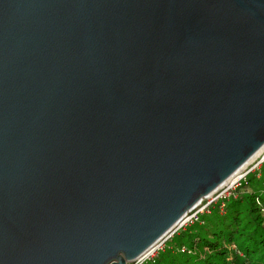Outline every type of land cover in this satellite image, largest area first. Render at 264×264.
I'll list each match as a JSON object with an SVG mask.
<instances>
[{
	"label": "water",
	"instance_id": "obj_1",
	"mask_svg": "<svg viewBox=\"0 0 264 264\" xmlns=\"http://www.w3.org/2000/svg\"><path fill=\"white\" fill-rule=\"evenodd\" d=\"M264 146V0H0V264H127Z\"/></svg>",
	"mask_w": 264,
	"mask_h": 264
},
{
	"label": "trees",
	"instance_id": "obj_2",
	"mask_svg": "<svg viewBox=\"0 0 264 264\" xmlns=\"http://www.w3.org/2000/svg\"><path fill=\"white\" fill-rule=\"evenodd\" d=\"M253 174L224 201L222 211L220 204L210 207L168 238L147 264H264V177Z\"/></svg>",
	"mask_w": 264,
	"mask_h": 264
},
{
	"label": "built area",
	"instance_id": "obj_3",
	"mask_svg": "<svg viewBox=\"0 0 264 264\" xmlns=\"http://www.w3.org/2000/svg\"><path fill=\"white\" fill-rule=\"evenodd\" d=\"M254 163H248L245 165L239 172V175L236 177L235 181L232 180L228 183L221 185L216 191L210 194L206 199V202L202 204L205 199H203L195 208H193L188 214H186L182 220L177 224V226L161 240H159L146 254L138 257L134 261L128 262L127 264H147V262L153 260L156 253L159 250H162L165 244V241L170 238L175 232L179 229L186 227L187 225L192 224L194 221L198 220L199 215L204 212H209L210 207L220 204V211L223 210L224 201L231 195L236 187L244 181L249 173L256 172L258 177L262 176L261 168L264 165V146L257 156L253 158ZM251 164V165H250ZM250 167L248 168V166ZM181 251L187 252L188 250L185 247L181 248Z\"/></svg>",
	"mask_w": 264,
	"mask_h": 264
},
{
	"label": "bare ground",
	"instance_id": "obj_4",
	"mask_svg": "<svg viewBox=\"0 0 264 264\" xmlns=\"http://www.w3.org/2000/svg\"><path fill=\"white\" fill-rule=\"evenodd\" d=\"M261 150H262V148H261L259 151H257V153H255V155H254L253 157H251V159H250L246 164H244L243 167H244L245 165H247L251 160H253V158H254L255 156H257ZM243 167H241V168H240L238 171H236L232 176H230V177L225 181V183H228V182H230V181H232V180L235 181L236 177L239 175V172H240V170H241ZM151 248H152V247H151ZM151 248H149V249L147 250V252H148L149 250H151ZM147 252H146V253H147ZM146 253H145V254H146Z\"/></svg>",
	"mask_w": 264,
	"mask_h": 264
},
{
	"label": "rangeland",
	"instance_id": "obj_5",
	"mask_svg": "<svg viewBox=\"0 0 264 264\" xmlns=\"http://www.w3.org/2000/svg\"><path fill=\"white\" fill-rule=\"evenodd\" d=\"M250 162H251V164H252V163H254V160H251ZM250 162H249V163H250ZM251 164H250V165H251ZM250 165L248 166V168L250 167ZM261 173H262V177H264V170L261 171ZM252 174H253V173H252ZM253 175H254V174H253ZM255 176L258 177L257 174H256ZM262 180H263V178H262ZM205 202H206V199H205V201H204L202 204H204ZM163 239H164V238H163Z\"/></svg>",
	"mask_w": 264,
	"mask_h": 264
}]
</instances>
